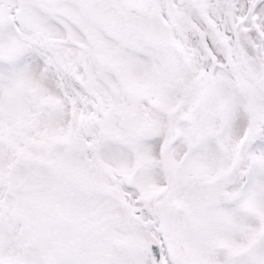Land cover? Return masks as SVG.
<instances>
[{
    "label": "snow or ice",
    "instance_id": "snow-or-ice-1",
    "mask_svg": "<svg viewBox=\"0 0 264 264\" xmlns=\"http://www.w3.org/2000/svg\"><path fill=\"white\" fill-rule=\"evenodd\" d=\"M0 264H264V0H0Z\"/></svg>",
    "mask_w": 264,
    "mask_h": 264
}]
</instances>
